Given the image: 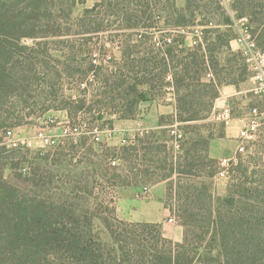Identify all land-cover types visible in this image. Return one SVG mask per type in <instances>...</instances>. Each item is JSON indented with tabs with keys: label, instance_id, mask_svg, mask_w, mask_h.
Returning a JSON list of instances; mask_svg holds the SVG:
<instances>
[{
	"label": "trees",
	"instance_id": "obj_1",
	"mask_svg": "<svg viewBox=\"0 0 264 264\" xmlns=\"http://www.w3.org/2000/svg\"><path fill=\"white\" fill-rule=\"evenodd\" d=\"M77 3L84 0H0V129L9 123L13 128L19 126L17 117L5 114V100L34 78L37 51L52 58L51 39L75 38L63 45L67 59L61 62L53 57L59 65L53 67V76L72 81L84 92L97 85L98 94L106 96L107 102H96L97 108L85 99L70 97L42 107V113L61 110L76 120L83 113L91 121L108 118L106 123L112 127L115 121L136 120L143 103L171 87L175 120L185 124L181 155L166 141H152L155 135L151 133L139 140V147H122L121 159L140 160V165L133 163L121 175L106 179L101 174L100 178L110 187H131L152 176L165 182V204L178 219L182 240L164 237L159 223L118 219L113 202L92 197L94 186L89 190L87 182L61 180L59 171L51 167L60 164L56 153L44 155L50 166L38 165L42 170L38 175L37 168L30 171L27 166L30 151L13 147L5 151L9 156L0 158L5 160L0 164V264H264V178L251 179L246 168H239V177L228 186L227 196L215 201L210 180L217 161L208 152L213 137L198 133L199 127L191 125L207 120L222 87L237 88L249 78L241 54L229 45L236 36L231 19L226 16L213 27H204L201 42L189 46L180 33L193 26L192 19H185L186 9H175V19L167 24L174 35L157 40L156 32L162 31L158 21L145 19L152 17L147 10L151 12L155 2L129 0V7L121 12L118 1L100 0L73 19ZM231 9L236 19H248L253 36L258 33L257 46L264 52V28L260 29L264 0H235ZM108 15L120 18L115 19L118 32H128L114 35L121 38L120 61H110L113 69L94 65L91 47L87 63L76 60L79 47L92 44L95 36L107 31L108 19L99 17ZM23 40H31L32 45H23ZM221 54H225L224 61ZM236 62L242 70L237 77ZM149 152L163 157L145 159ZM6 165L10 180L4 177ZM95 220L103 225L108 241L95 232Z\"/></svg>",
	"mask_w": 264,
	"mask_h": 264
},
{
	"label": "rangeland",
	"instance_id": "obj_2",
	"mask_svg": "<svg viewBox=\"0 0 264 264\" xmlns=\"http://www.w3.org/2000/svg\"><path fill=\"white\" fill-rule=\"evenodd\" d=\"M99 1L100 0H84L83 4L77 3L72 13V18L78 19L84 9L91 8ZM108 1L112 3L113 0ZM116 1L119 2V9L121 12H124L129 7V0ZM234 1L235 0H150L151 4L155 2L151 12L147 10V14L151 13L152 17H145V19H155L158 21V29L162 31L156 32L155 35L157 40H160L162 35H174L175 33L167 30V28L169 29L167 24L171 23V19H175L176 17L174 15V10L186 9L185 19H192L193 26L191 25L180 30V33L185 36L186 44L193 46L191 43L196 38V32L203 31L204 27H213V25L221 22L222 19H225L226 16L231 19L228 14V8L232 11L231 6ZM131 8L132 6H130V9ZM105 9L106 8H104V10ZM232 13L235 15L234 11H232ZM99 19H108L109 25L107 31L95 36L96 40L93 39L92 44L79 47V50L81 51L79 54L77 53L76 60L87 63L90 59L91 54H88V52L91 47L94 54L92 58L95 57L96 59L93 64L103 65L104 67L113 69V65L110 61H120L122 51V48L120 47L121 38L117 39L114 35H116V33L128 32H118L116 30L117 23L115 19L120 18L108 15L106 17L101 16ZM235 20V17L234 19H231L232 25H234ZM260 22L264 24V19L260 20ZM263 28L264 25H262L260 29ZM257 35L258 33L255 34V37H257ZM59 39L69 43H58L57 41H60ZM59 39L49 40V46L51 49H54L49 53L52 58L46 57V54L43 51H37L35 53L33 56L35 62L34 78L25 86L26 88L24 90L19 91L15 96L11 95L10 97H7L5 100V114L17 117L20 120V124L18 127L13 128L10 125L11 123H9L6 128L0 129V158L6 157L7 155L9 156L8 152L5 151H8L10 148H26L30 151L26 157V159H28V168L30 171L33 168H37L39 170L37 174L41 175L42 170L38 165L40 167H44L45 165L50 166L49 163L47 164L43 159L44 155L46 153H56L55 157L58 160L57 163L60 164L51 167L59 171L61 176H58H60V179L64 181L82 180L84 184L89 183V190L93 185L94 190L92 197H97L106 203L112 201V206L115 208V214L119 219L128 220L130 222H157L161 224V227L164 224H170L171 227L178 226V219L170 214L169 209L165 204L166 183L159 181L157 177L152 176L147 180H139V182L131 187H110L109 184L100 178L101 174L106 175V179L111 178L112 175H121L124 173V170L129 169L133 163L141 164L140 160L136 161L133 159L131 162H128L121 159L123 156L122 147L126 146L119 145V140L117 138H114L112 141H106L104 139L103 144L95 145L91 141V135L82 134L77 137L78 143L76 147L72 146L71 137L65 132V130L70 129V126L79 127L84 124L86 127L85 130L87 131L93 130L94 128L99 130L114 129V124L111 127L106 123L108 118L91 121L90 116L80 113V119L76 120L74 118H69L66 112L61 110H49L46 113H42V107L57 105L61 101L67 100V98L70 97H74V99H85L88 104H93L95 107H97L96 102L101 104L107 102L106 96L98 94L96 90L98 87L97 85L89 86L88 92H84L72 81L65 78L56 79L53 76V67L59 68V65L53 61V57L59 59L61 62L67 59V52L64 46L70 45L75 38L73 35H70ZM96 41L98 44H95ZM21 43L23 45H32L31 40H23ZM63 56H65V58ZM220 58L224 61L225 54H221ZM240 67L241 66H238V63L236 62L234 65V69L237 70L235 77H237L242 71ZM219 69L220 67L215 71L217 72ZM166 81L170 82L171 78H167ZM166 88L169 87H165L161 93L154 95L150 102L143 103L141 106L142 109H140V115L136 120L146 118L147 110H149L148 104H154L155 106L174 104V114L159 115L157 124H161L162 127L158 126L157 129H150L148 124H141L143 128H146L147 134L137 139L136 146H141L139 143L140 139L153 133L155 138H153L152 141H166L168 145L173 146L177 155H181V152H179V144L185 139L183 135L185 124L179 123L175 120L176 102L174 90L172 88ZM237 89L240 93L228 98L227 102L224 103V105L230 109L231 117L233 119V124L229 127L232 131L231 136L228 138L226 137L227 127L215 118L216 114H213V107L207 120L193 122L191 124L199 127L196 129L198 133H201L202 135L210 134L213 137L208 147L209 157L215 159L217 162L223 157H232L235 159V164L232 166L234 167V172H230L227 179L212 178L210 180L212 195L215 201L218 199H224L227 196L228 186L233 184V181L239 177L236 171L239 168H246V176L251 179L256 180L260 177L264 178V126L260 128L259 138L256 142L247 145L244 144L247 151L245 155L238 154V152L235 153L236 147L240 143L238 131L244 127L245 118L248 117L249 112L253 107L264 106V98L248 92L250 89V83L248 80L240 82ZM219 109L220 108H218L217 111H219ZM160 116L163 118L159 120ZM148 120L149 118H147V121ZM135 127L136 126L134 125V127H124L123 129L134 130ZM5 129H12L11 137L5 138ZM171 130L179 131L182 137L178 140L174 139L170 134ZM130 133H135V131H131ZM40 135L49 138L50 140H54L60 145L54 147L47 146L41 141ZM186 137L190 138L192 136L188 135ZM1 148L4 150H1ZM213 149L215 150V155L211 154V150ZM198 150L199 149H197V151ZM140 155L141 152L139 153L138 158H140ZM198 155L199 152L194 158L197 159L196 156L198 157ZM162 157L163 155L149 152L145 159L160 160ZM108 158L117 159L118 166L111 167L108 165ZM3 161L0 159V164H2ZM4 167V177L7 180L12 179L9 165ZM28 168L27 172L29 171ZM112 168L115 170H112ZM149 181L152 183H149ZM197 181L201 180L198 179ZM144 187L148 190L147 194L142 193ZM127 188H129V190H127ZM168 204H171L173 208L172 202H168ZM93 227L103 241H108V235L100 221L95 220Z\"/></svg>",
	"mask_w": 264,
	"mask_h": 264
},
{
	"label": "built area",
	"instance_id": "obj_3",
	"mask_svg": "<svg viewBox=\"0 0 264 264\" xmlns=\"http://www.w3.org/2000/svg\"><path fill=\"white\" fill-rule=\"evenodd\" d=\"M235 38L234 42L237 46V51L241 54L244 59L247 70L250 75L248 82L250 83V89L248 92L254 93L264 98V52H262L256 43V39L251 32L248 19L242 17L235 20ZM201 31L195 33V39L191 45H196L201 42ZM169 41V40H168ZM169 79V77H167ZM171 88V87H169ZM166 88V89H169ZM219 122L224 124L225 127H230L233 124L230 109L224 106L220 109L215 117ZM264 126V106L253 107L248 117L245 118V125L238 131L239 145L236 147L235 153L245 155L247 153L244 144H250L256 142L259 138L260 128ZM84 124L81 126H70V129L65 130L71 137V144L76 146L78 143V136L82 134L91 135V141L95 145H100L106 141H112L114 138L119 140L121 146H134L136 145L137 139L147 134L146 128H143L140 123L136 124L134 130L132 129H103L99 130L94 128L93 130L87 131ZM135 131V133H130ZM170 134L174 139L178 140L182 137L181 133L177 130H171ZM5 138H9L12 135V130L7 129L4 132ZM41 141L50 147L59 146L54 140H50L40 135ZM235 164V159L232 157H223L218 160L216 166V173L213 179H227L232 166ZM108 165L111 167L118 166V160L115 158L108 159ZM143 194H147L148 190L146 187L143 188Z\"/></svg>",
	"mask_w": 264,
	"mask_h": 264
},
{
	"label": "crops",
	"instance_id": "obj_4",
	"mask_svg": "<svg viewBox=\"0 0 264 264\" xmlns=\"http://www.w3.org/2000/svg\"><path fill=\"white\" fill-rule=\"evenodd\" d=\"M233 11V10H232ZM232 11L228 8V14L231 17V19H234L235 15H233ZM237 20V19H236ZM233 31H235L234 26L232 25ZM230 48L232 51H237V46L235 42L232 40L230 42ZM239 90L235 88L234 86H224L220 90V97L215 101L214 106H213V114L215 113L216 115L220 111V109L226 105L224 103L227 102L228 98H231L233 96H236L239 94ZM168 100V99H167ZM155 103V102H154ZM152 105V106H151ZM148 104L149 110H147V115L145 119H137V120H121V121H115L113 127L115 130H120L123 129L124 127H134L136 126L137 123L147 125L150 129H157L158 128V116L159 115H172L174 114V104H169L167 106H155L154 104ZM154 105V106H153ZM219 111H217V109ZM142 109V108H141ZM147 118H149V122L147 121ZM146 123V124H145ZM231 129L229 127L226 128V137L228 138L231 136ZM211 154L215 155V150H211ZM129 190V188H127ZM119 219V218H118ZM122 220V219H120ZM128 221V220H125ZM145 223H157V222H151V221H145ZM162 234L164 237L171 239L174 242H180L182 240V228L178 226H172L169 225H162L161 227Z\"/></svg>",
	"mask_w": 264,
	"mask_h": 264
}]
</instances>
